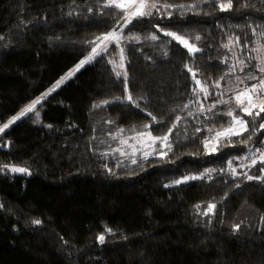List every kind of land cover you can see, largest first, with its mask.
I'll return each instance as SVG.
<instances>
[{"label":"trees","instance_id":"obj_1","mask_svg":"<svg viewBox=\"0 0 264 264\" xmlns=\"http://www.w3.org/2000/svg\"><path fill=\"white\" fill-rule=\"evenodd\" d=\"M105 2L0 0V126L79 64L90 41L123 22ZM194 11L133 20L125 33L140 40L126 44V81L113 68L114 47L0 135V264H264V181L244 176L264 175V164L227 170L249 148L264 149V112L245 115L248 131L231 145L206 154L202 143L228 125L240 81L260 74L252 50L264 34V0H232L226 11L205 0ZM156 24L201 51L188 53ZM153 33L157 40L148 38ZM237 58L247 60L243 71ZM185 65L208 87L207 98L193 94L199 86ZM217 100L228 103L208 111ZM177 116L170 151L157 142L153 158L136 163L111 151L118 137L164 135ZM205 169L217 171L174 183Z\"/></svg>","mask_w":264,"mask_h":264},{"label":"snow or ice","instance_id":"obj_2","mask_svg":"<svg viewBox=\"0 0 264 264\" xmlns=\"http://www.w3.org/2000/svg\"><path fill=\"white\" fill-rule=\"evenodd\" d=\"M204 2H205V0H197V2L193 3V4H188V5L178 4V5H176V4H167V3L161 4V3H159V0H106L104 7H113V8L119 9L120 12L122 13L121 20H123L124 23L122 26H120L119 21L117 22V25L119 27V31H117V29L114 28L112 31L96 37V39L94 41H90L89 43L92 44L90 55H88L85 59H82L79 62V64L77 65L76 69H74L73 71L78 70L85 63L91 62L96 56H102V55L106 54L107 50H108L109 43H112V44H115L116 46H119L122 39L135 40L138 42L140 40V37L137 35H134V34L128 35V36L123 35V29L126 28L129 24H131L133 22V20H136L138 18H145V17L151 18V17H153L154 12L156 14H158L161 19L170 18L172 15L173 9L178 14H180L181 16L184 14L185 11L193 12V14H198L194 10L196 8H198ZM216 2L218 3L219 10H221V11H226V10L232 8V0H228V2L226 4L225 3H219V0H216ZM154 27L157 28L160 32H163V35L171 37L172 40L178 42L180 45H182L184 48H186L188 53L194 55L196 52L201 51V49L197 48L194 44H190L189 41L184 38V36L177 34V32L165 31L163 28H160L159 24L154 25ZM166 27H168V26L166 25ZM253 31H255V30L253 29ZM148 38L151 40H157L158 36L155 33H153ZM0 39H3V37H0ZM195 40H200V37L196 36ZM236 40L238 42L239 37H237ZM224 47L228 48L229 45L225 44ZM123 51H124L123 48H120L121 64L119 65V67H121V68L124 67ZM239 63L241 65H244L245 67L247 66L243 60H240ZM262 65H264V60H261V63L257 64L256 68L259 70V72L264 73V66H262ZM185 67L187 68V71L189 73H191L192 79L195 81V84L197 86H199L198 89L197 88L193 89V94L198 96L199 93H203L204 97L207 98V96L210 95L208 87L205 85H202L201 81L199 79H196V73L193 71L192 68L188 67L187 65H185ZM240 70L243 71V67H241ZM230 71H235V68L233 67L232 69H230ZM71 75H72V72H69L68 76H71ZM116 76L119 78L121 76V73L117 72ZM223 78H224L223 76L220 77L221 80ZM64 79H67V77H64L60 81H58L56 87H58L60 84H62L64 82ZM124 79H125V81L127 80V73L126 72L124 73ZM246 79L258 80V83L253 84L251 86V88L246 87L244 90L238 92L234 97V100L236 102L235 106L237 108H239V111L242 114H246L248 116H259L261 112H264V101H262L259 104L254 103L253 102V95L258 97L260 92H264V78H259V77L255 76L254 74L249 73L246 75ZM237 80H240V78L237 77ZM240 82L243 83V81H240ZM125 87H127V85H125ZM214 87H216V88L220 87L219 81L215 82ZM249 93H252L253 95H249ZM217 95H222V93H218ZM126 99L128 101H131L133 104H135L136 107H139V105L136 104L135 101H133L131 94H128L126 96ZM39 103H40V100L37 99V100L33 101L31 104H29L28 106H26L23 110H21L19 115L12 117L7 123L3 124V127H0V132H4V130L7 129L14 121L20 119L26 113L32 112L33 109L36 107V105ZM103 103L107 104L109 102L104 101ZM217 103L227 104L228 101L217 100L215 103H213L212 105L209 106L208 111H211L213 108H215ZM96 106L99 107V105H96ZM184 107L187 108L188 105H185ZM257 108L259 110L254 112L253 110H255ZM199 111L201 113L205 111L203 104H201ZM226 114L229 117H231V121L229 123V126L225 129H222L220 131L215 132L214 136H212L211 138H206L202 141L203 146L206 150V154L215 153L217 151L218 147L224 146L225 144L231 145L232 144V140H231L232 136H241L243 134V132L248 131V128H247L248 122L245 119H243L242 115L241 116L235 115L233 110H229ZM37 115H38V113H37ZM148 115L152 117L153 122H156L155 116H152L151 113H148ZM188 115L192 116L193 113L189 112ZM180 120H181L180 116L175 117V122L171 123V126L168 127V132L165 133L164 135L152 137L151 133L149 132L148 133L149 137L153 140V142L158 140L163 147L168 148V150L170 151L171 150V144L169 143V136L171 135L172 130L177 127ZM149 127H150V125H145V128H149ZM260 127L264 128V123H261ZM200 130H201L200 128H196L194 131L198 133ZM121 131H123V130H121ZM209 131H211V130H209ZM248 139H250V137ZM238 142L244 143L245 145H247V139H245L243 141H238ZM248 152L252 155L251 156L237 157L235 159H239V160L251 159V165H249V167L254 166L256 164V159L253 158L254 157L253 149L249 148ZM255 152L261 153L259 159H260V162L262 164H264V152H261V149H259V148H256ZM147 155H148V153H145V156H147ZM160 155L164 156V155H167V153L161 152ZM132 162L136 163L135 160H133ZM232 165H233V161L229 160L227 170H230L231 173L233 175H235L236 174V168L233 167ZM243 166L244 165L241 164V167H243ZM4 167L9 168V170L13 173H24V174L30 175V172H28V170L26 168H23V167L8 166V165H5ZM215 171H217V170L216 169H205L199 176H195V175L184 176L181 179L174 181V183L175 184H181V183L187 182L188 180L203 179ZM220 171L224 172V171H226V169H220ZM260 171L264 172V168H261ZM244 176L247 180L258 179V180L264 181V175L253 177L251 175H248L247 173H244ZM197 207H199V205H197ZM207 207H208L209 211H212L216 207V205L215 204H209ZM205 214H207V213H205ZM34 223L40 224L41 221L37 220V221H34ZM236 227L238 228L239 226L237 225ZM108 231L110 232L111 229H108ZM104 239H105V237L103 235H100L98 237V240L100 241V243H103Z\"/></svg>","mask_w":264,"mask_h":264},{"label":"rangeland","instance_id":"obj_3","mask_svg":"<svg viewBox=\"0 0 264 264\" xmlns=\"http://www.w3.org/2000/svg\"><path fill=\"white\" fill-rule=\"evenodd\" d=\"M123 23H124V21L120 24V26H122L123 25ZM127 28V27H126ZM126 28H124L123 29V35L124 36H128V35H126V33H125V30H126ZM117 29V31H119V27H117L116 28ZM128 41L129 40H126V39H122L121 40V43H120V45L119 46H116L115 44H112V43H109V45H108V50H107V52L109 51V50H111V49H114V47H115V49H114V51L116 52V56H115V58L113 59V68H114V70H115V72L117 73V72H120L121 73V76H120V78H123L124 79V73L126 72V52H125V50H126V44L128 43ZM254 42V44H256V47L252 50L253 51V59L255 60V62H256V65L257 64H260L261 63V60H264V34L257 40L256 39V41H253ZM120 48H123V56H124V60H123V64H124V67L123 68H121V67H119V65L121 64V54H120ZM91 53V52H90ZM90 53L88 54V55H90ZM87 55V56H88ZM86 56V57H87ZM85 57V58H86ZM97 57H99V56H96L92 61H94ZM84 58V59H85ZM240 60H243L244 62H245V64H246V62H247V60L246 59H241V58H237V59H235V62H234V65L238 68V69H241V67H243L244 68V65H241L240 63H239V61ZM91 61V62H92ZM90 62H88V63H85L83 66H81L78 70H76V71H73L74 69H76V67H77V65L71 70V71H69V72H72V75L71 76H68V73L64 76V77H67V79H64V82L62 83V84H60L58 87H56V85H57V83H55L49 90H47L41 97H38V98H36L35 100H37V99H39L40 100V102H42L43 100H44V98L47 96V95H49L52 91H54V90H56V89H58L60 86H62V85H64L66 82H68V81H70L72 78H74L77 74H78V72H80V70H82L87 64H89ZM262 66H264V65H262ZM255 70H257V71H259L257 68H255ZM127 73V72H126ZM255 76H257V77H259V78H264V73H261L260 72V74H254ZM64 77H62V78H64ZM61 78V79H62ZM60 79V80H61ZM59 80V81H60ZM258 83V80H249V79H246V80H244L243 81V83H241L242 85L241 86H239V87H237L236 89H234L235 91H234V94H233V101H235L234 100V97H235V95L238 93V92H240V91H242V90H244L246 87L247 88H251V86L253 85V84H257ZM259 91V90H258ZM249 95H253L252 93H249ZM34 100V101H35ZM262 101H264V92H260L259 93V96L257 97V96H255V95H253V102L254 103H257V104H259V103H261ZM33 102V101H32ZM31 102V103H32ZM30 103V104H31ZM235 104H236V102H235ZM36 108V107H35ZM35 108L33 109V111L35 110ZM259 109L257 108V109H255V110H253L254 112L255 111H258ZM32 111V112H33ZM20 113V112H19ZM19 113L18 114H16L15 116H17V115H19ZM29 113V112H28ZM28 113H26L23 117H21L20 119H18V120H16V121H14L10 126H12V125H14L15 123H17L18 121H20V120H22ZM234 114L235 115H238V116H243V119H245V115L246 114H242L240 111H239V108H237L236 107V110H234ZM14 117V116H13ZM230 121H231V117H230ZM230 121H229V123H230ZM229 123H228V125L225 127V128H227L228 126H229ZM9 126V127H10ZM0 127H3V125L2 126H0ZM8 127V128H9ZM224 128V129H225ZM6 130V129H5ZM4 130V131H5ZM3 132H0V135L2 134ZM148 133H149V131H145V132H142V133H139V134H136V135H133V136H131V137H125V138H123V137H121V138H117L118 139V141H119V144L117 143H115V145H112V147H111V151L112 152H116V153H118L120 156H122V157H126V158H129V159H131V160H139V159H150V158H153V148H154V146H155V144H157V142H159L158 140L157 141H155V142H153V140L149 137V135H148ZM151 133V132H150ZM151 136L153 137V134L151 133ZM120 145H121V147H120ZM253 152H254V157L253 158H255L256 159V163L257 162H260V159H259V157H260V155H261V153L260 152H255V150L253 149ZM261 152H264V149L263 150H261ZM145 153H148V155L147 156H145ZM252 154H250L249 152L247 153V154H245V155H243V156H251ZM241 164H243L244 166L243 167H245L246 165H250L251 164V159H247V160H239V159H236V161H234L233 162V167H235L236 169H238V168H240L241 167ZM188 181H190V180H188Z\"/></svg>","mask_w":264,"mask_h":264}]
</instances>
